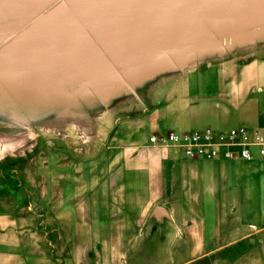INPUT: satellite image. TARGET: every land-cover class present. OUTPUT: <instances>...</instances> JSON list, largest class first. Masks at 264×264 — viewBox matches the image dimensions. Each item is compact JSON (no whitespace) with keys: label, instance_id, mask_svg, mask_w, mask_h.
Returning a JSON list of instances; mask_svg holds the SVG:
<instances>
[{"label":"rangeland","instance_id":"1","mask_svg":"<svg viewBox=\"0 0 264 264\" xmlns=\"http://www.w3.org/2000/svg\"><path fill=\"white\" fill-rule=\"evenodd\" d=\"M261 22L264 0H0V236L56 264H98L110 238L149 246L153 210L124 206L140 183L124 174L130 156L177 131L164 122L184 109L200 124L229 108L224 129L243 125L239 99L183 85L246 62L237 53L264 47ZM114 47L127 56L117 68L101 50Z\"/></svg>","mask_w":264,"mask_h":264},{"label":"crops","instance_id":"2","mask_svg":"<svg viewBox=\"0 0 264 264\" xmlns=\"http://www.w3.org/2000/svg\"><path fill=\"white\" fill-rule=\"evenodd\" d=\"M242 30L246 29H239ZM218 48L222 47L215 50ZM198 49L192 47L187 51L188 60L194 59ZM101 50L109 65L116 68L121 60H127V56L118 55L119 48L110 49L111 56ZM241 54L237 53L238 59L246 62L240 65L237 61L235 68L225 69L227 73H235L229 81L224 71L216 83L201 75H190L183 86L188 89L189 85L194 95L200 91L208 97H236L241 106L236 119L244 127L264 131V47H252V51ZM168 63L177 64L174 59L173 63L165 62ZM227 112L224 120L212 119L199 124L184 109L176 113L173 121L165 119L164 125L177 129L176 132H195L211 128L206 126L212 124L214 129L223 131L226 130L223 123L231 120L233 114L229 108ZM232 168L237 169L235 173L231 172ZM124 174L127 179L140 182L139 186L124 192L127 197L124 206L147 215L153 210V217L157 209L165 213L152 220L157 222L159 230L149 239V246L144 248L143 236L120 241L124 245L118 248L110 238L98 255V264H133L132 260L134 264H199L207 259L210 264H264V160H191L148 142L136 155L130 156ZM117 222L134 228L120 220ZM18 238L16 241L0 236V264H56L52 258L35 251L27 261L19 257L22 237ZM244 243L251 246L237 256L230 254L231 248Z\"/></svg>","mask_w":264,"mask_h":264},{"label":"built area","instance_id":"3","mask_svg":"<svg viewBox=\"0 0 264 264\" xmlns=\"http://www.w3.org/2000/svg\"><path fill=\"white\" fill-rule=\"evenodd\" d=\"M150 144L191 160H264V131L244 126L228 131L211 128L195 132L174 131L165 137H152Z\"/></svg>","mask_w":264,"mask_h":264},{"label":"water","instance_id":"4","mask_svg":"<svg viewBox=\"0 0 264 264\" xmlns=\"http://www.w3.org/2000/svg\"><path fill=\"white\" fill-rule=\"evenodd\" d=\"M165 212L163 211V210H161V209H157L156 210V213H155V216L159 219L160 218V216L162 215V214H164Z\"/></svg>","mask_w":264,"mask_h":264},{"label":"bare ground","instance_id":"5","mask_svg":"<svg viewBox=\"0 0 264 264\" xmlns=\"http://www.w3.org/2000/svg\"><path fill=\"white\" fill-rule=\"evenodd\" d=\"M251 20H252V19H251ZM259 24L261 25V24H264V23L261 22V23H259ZM259 24H256V25H259ZM253 26H255V25H253ZM248 27H252V26H248ZM54 90H56V89H54ZM56 91H57V90H56ZM49 93H50V92H49ZM50 95H51V94H50ZM9 130H10V129H9ZM152 146H153V145H152ZM153 147H154V146H153ZM1 148H2V147H1ZM1 151H2V150H1Z\"/></svg>","mask_w":264,"mask_h":264}]
</instances>
